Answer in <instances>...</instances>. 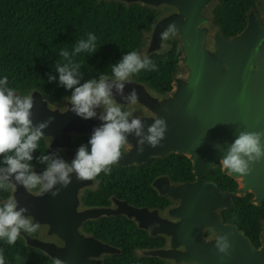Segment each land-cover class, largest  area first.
Instances as JSON below:
<instances>
[{"label": "water", "instance_id": "water-1", "mask_svg": "<svg viewBox=\"0 0 264 264\" xmlns=\"http://www.w3.org/2000/svg\"><path fill=\"white\" fill-rule=\"evenodd\" d=\"M102 1L121 2L126 6L135 3L156 11L160 3L174 6L176 11L167 16L158 15L152 29L143 32L145 45L140 53L149 57L162 54L170 48L168 43L161 50L164 40L159 34L164 28V19L171 17L180 38L172 36L170 41L178 42L181 49L179 69L181 67L184 73H178L179 70L176 72L172 89L164 94L135 81L133 76L130 78L125 93L134 88L139 101L147 105L156 117L166 119L168 130L160 146L153 148L145 144L142 154L136 151L137 138L129 135L131 146L123 151L116 165H141L150 158L171 153L182 154L191 160L195 180L176 183L168 176L156 178L152 187L158 195L168 196L173 202V207L162 212L134 207L116 196L109 198V206L87 207L82 201L86 192H82V188L90 183L77 180L75 174L71 184L61 188L55 197L51 193L36 196L18 185L15 192L12 189L11 197H17L18 206L28 208L31 218L40 224L39 233H43L39 238L21 231V236L27 245L39 249L55 261L60 259L65 264H106V257L120 254L121 250L86 232L84 224L101 217L122 215L135 222L139 229L149 231L152 236L157 233L168 237L172 245L180 244L184 249L168 251L165 250L167 245L163 248L137 249L136 256L139 258L164 259L167 256L196 264H264V222L261 245L257 249L244 231L235 224H225L219 213L233 206L235 196L252 194V203L261 205L264 201V161L255 164L247 176L228 175L222 168L224 174L236 181L234 192L223 191L215 181L205 179L212 169L221 166V156L240 131L264 130V26L258 11L249 10L245 28L231 37L223 35L213 22V14H210L213 18L212 29H215L216 52L212 55L205 47L206 29L201 28L203 22L208 20L203 11L209 0H97ZM218 2H215L214 7ZM149 40L151 45L145 47ZM148 92L154 96L146 100ZM17 94L20 95L18 91ZM27 95H33L35 100L32 109L34 124L49 116L54 117L50 126L44 129L43 139L50 151L62 149L61 153L69 162L77 152L75 138L91 136L94 128L103 123L98 118L83 119L67 110L71 108L67 96L59 101H51L37 89L30 90ZM116 99L118 103L123 101L118 95ZM143 121L146 131L153 120ZM210 164L214 166L210 167ZM34 170L38 173L43 171L40 168ZM97 187L98 181L96 187L90 190H96ZM175 200L177 205H174ZM167 217H171V220H167ZM181 218L183 222H179ZM154 224L158 227H152ZM204 226L213 231L211 239H203ZM225 233L229 234L231 248L230 254L221 259L223 254L218 253L215 243L217 237ZM48 236L55 237V241L59 239L60 244L45 240Z\"/></svg>", "mask_w": 264, "mask_h": 264}, {"label": "trees", "instance_id": "trees-1", "mask_svg": "<svg viewBox=\"0 0 264 264\" xmlns=\"http://www.w3.org/2000/svg\"><path fill=\"white\" fill-rule=\"evenodd\" d=\"M251 9L258 11L257 0H219L212 11L213 22L225 37L235 36L245 28ZM158 15L159 12L152 8L135 3L126 6L116 1L0 0V78L7 76L8 86L20 95L37 89L49 100L59 101L71 95V90L59 84L55 69L57 62L63 63L59 55L61 49L72 51L80 39L94 33L97 51L91 55L82 52L75 57L82 64L81 83L98 79L101 74L111 76L112 64L129 51L142 50L145 45L143 32L152 29ZM170 45L166 52L149 56L157 65L156 71L142 70L133 75L135 81L145 83L159 94L172 89L174 75L179 70L181 49L177 40L170 41ZM49 74L56 79L49 81ZM89 139L88 135L76 137V151L79 146L87 145ZM41 152H50L44 139L33 153L32 161L34 168L43 170L45 165L35 160ZM60 154L65 158L63 153ZM2 159L0 157V161ZM161 176H168L176 183L193 182L195 178L191 160L176 153L150 158L138 166L113 165L111 174L102 172L95 178L98 187L84 193L83 204L87 207L109 206V198L116 196L137 207L166 205L167 198L159 196L152 187V182ZM205 179L215 181L223 191L234 192L237 188L236 181L224 174L220 166L212 169ZM11 191V188L6 192L0 190V203L11 197ZM252 198V194L235 196L233 206L222 214L223 220L237 225L258 247L264 222V201L255 205ZM84 229L122 250L119 255L107 257L106 264H162L158 259L136 256L135 249L161 242L148 237L145 231L123 216L88 221ZM30 235L36 237L37 233ZM0 249L5 264H55V260L42 251L27 245L21 235L14 245L0 240ZM17 256L21 259L17 260Z\"/></svg>", "mask_w": 264, "mask_h": 264}, {"label": "clouds", "instance_id": "clouds-1", "mask_svg": "<svg viewBox=\"0 0 264 264\" xmlns=\"http://www.w3.org/2000/svg\"><path fill=\"white\" fill-rule=\"evenodd\" d=\"M178 29L175 22L170 23L161 33L162 40L175 36ZM98 49L97 36L88 33L86 39H80L72 51L60 50L63 63L57 62L55 69L59 74V84L71 90L68 102L70 109L83 119L98 118L103 123L95 127L87 145L77 149L73 159L66 160L60 153L62 149L41 152L35 157L37 163L45 165L42 172L34 170L33 153L39 148L45 137L44 129L53 122L54 117L34 124L32 109L35 104L33 95H19L15 88L9 87L7 76L0 78V190L8 191L18 185L36 196L51 193L57 196L61 188L68 187L73 174L77 180H94L102 172L111 174L123 151L129 145V135L137 138L136 151L142 154L145 144L157 147L165 139L168 124L165 118L156 117L147 126L142 118L135 116L138 93L133 88L125 93V86L131 82L134 74L142 70L156 71L157 65L139 51H129L115 64L111 65V77L101 74L98 79L84 80L82 64L75 60L80 53L94 54ZM56 76L49 74L48 80ZM119 96L129 105L127 108L118 103ZM90 145V149H89ZM50 147V145H49ZM264 161V130L240 131L235 140L229 144L219 163L228 175L247 176L253 171L255 164ZM214 166L210 164V167ZM59 185V187H57ZM19 201L10 197L0 203V240L14 245L23 232L32 234L39 227L33 222L26 206H18ZM158 227V225H152ZM229 234L219 235L215 248L223 254L221 259L229 255L231 243ZM21 258L17 256V260ZM0 264H5L3 250L0 249ZM55 264H65L56 259Z\"/></svg>", "mask_w": 264, "mask_h": 264}, {"label": "rangeland", "instance_id": "rangeland-1", "mask_svg": "<svg viewBox=\"0 0 264 264\" xmlns=\"http://www.w3.org/2000/svg\"><path fill=\"white\" fill-rule=\"evenodd\" d=\"M215 2H217V0H209L207 3H206V6H205V9H204V11H203V14L205 15V16H208L207 18H208V20H206V21H204L203 22V24H202V26H201V28L202 29H206L205 31H206V33H205V47L210 51V53L212 54V55H214L215 54V52H216V50H215V46H214V34H215V29H212V27H213V22H212V20H213V18H211V15L210 14H212V10H213V7H214V4H215ZM258 7H257V9H258V15H260V17H259V19H260V21H261V23L263 24V26H264V0H258ZM159 10H158V12H159V15L161 16H167L168 14H170V13H172V12H174V11H176V8L174 7V6H171V5H167L166 3H160L159 5H158V7H157ZM165 21H164V28L161 30V32H160V34H159V36L161 37V33L163 32V30L170 24V23H172V19H171V17H167V18H165L164 19ZM174 38H180V34L177 32L176 33V35L175 36H173ZM152 39V38H151ZM170 39L171 38H169L168 40H164V48H162L161 50H164L166 47H167V45H168V43L170 44ZM149 42H150V40L148 41V44L145 46V47H147L148 45L150 46L151 44H149ZM144 47V48H145ZM158 51V50H157ZM148 56V55H147ZM209 56V55H208ZM210 57V56H209ZM253 69L254 70H256L257 68L254 66L253 67ZM178 73H181V74H183L184 75V73H183V70H182V68L180 67V69H179V71H178ZM191 73H192V69H191ZM192 89V88H191ZM149 93V92H148ZM153 94V93H152ZM151 93H149V95H148V98L146 99V100H148V99H150V98H153V96L154 95H152ZM156 101H158V100H156ZM120 103H122V107H124V108H127L129 105H127V104H123V103H125V101H121ZM135 108H136V111L134 112V115L135 116H138V117H140V118H142L143 120L144 119H149V120H153L155 117H156V114L153 112V111H151L149 108H148V106L147 105H145L141 100L139 101V100H137V104L134 106ZM130 146L131 145H128L127 147H126V149L128 148H130ZM221 167V169H222V165L220 166ZM88 183H90L89 184V186H86V187H83L82 188V192H85V191H87V190H90V189H92V188H95L96 187V184H97V181H91V180H86ZM16 191V188H14V192ZM14 197V196H13ZM15 199H17V197L15 196L14 197ZM176 203V205L178 204V202H177V200H175L174 201V204ZM168 218V217H167ZM33 222H34V220H33ZM179 222H183V220H182V218L179 220ZM47 226V225H46ZM48 227V226H47ZM43 228V230H45V227H42ZM21 231H23V230H21ZM36 233H37V237H41L40 235H42L43 233H39V229L36 231ZM45 233H46V231H45ZM30 235V234H29ZM53 238L55 239V237H53V236H51V237H49L48 236V239H45V240H49V241H54V242H56L57 244H60L59 243V239H57L56 238V241L55 240H53ZM165 250H168V251H170V250H172V251H184V249H183V247L179 244V245H177V246H174V245H172V243H170V241L168 240V242H167V246H166V249ZM164 257H166V258H164L163 260H164V262L166 263V264H196L195 262H191V261H188V260H186V261H184V260H180L179 258L178 259H176V258H173V257H167V256H164Z\"/></svg>", "mask_w": 264, "mask_h": 264}, {"label": "flooded vegetation", "instance_id": "flooded-vegetation-1", "mask_svg": "<svg viewBox=\"0 0 264 264\" xmlns=\"http://www.w3.org/2000/svg\"><path fill=\"white\" fill-rule=\"evenodd\" d=\"M134 166H138V165H134ZM194 180H195V178H194ZM193 180V181H194ZM189 182H192V181H189ZM160 196V195H159ZM163 197H165V198H167V200H168V203L166 204V205H157V206H152V207H149V206H134V207H137V208H146V209H149V210H155L156 212H162V211H165L166 209H168L169 207H171L172 206V204H173V202L172 201H170L169 200V197L168 196H163ZM119 199V198H118ZM120 200H123V199H120ZM128 202V201H127ZM129 203V202H128ZM130 204V203H129ZM174 205H176V203L174 204ZM133 206V205H132ZM173 207V206H172ZM225 210H227V209H225ZM224 210H220L219 211V213H220V215L223 217V214H222V212H223ZM120 216H122V215H120ZM113 217H117V216H113ZM124 217V216H123ZM101 218H103V217H101ZM126 218V217H125ZM127 219V218H126ZM167 220H171V217H168L167 218ZM133 222V221H132ZM223 222L225 223V224H229V225H231V224H233V223H231V222H228V221H225V220H223ZM135 223V222H134ZM175 223V222H174ZM136 224V223H135ZM137 226V225H136ZM138 228V227H137ZM139 229V228H138ZM240 229V228H239ZM85 230V229H84ZM141 230V229H140ZM241 230V229H240ZM86 231V230H85ZM143 231H145L146 233H147V235H148V237H150V238H152L154 241H158V242H161L160 244H155V245H152V246H148V247H141V248H137V249H154V248H163V247H165L166 245H167V242H168V240H169V238L168 237H165V236H162V235H158L157 233H156V235L155 236H152L151 234H150V232L149 231H147V230H143ZM243 231V230H242ZM86 232H88V231H86ZM90 233V232H89ZM165 233V232H164ZM212 233H213V231L211 230V228H209L208 226H204V228L202 229V236H203V239L204 240H207V239H211V236H212ZM246 234V233H245ZM261 235H262V229H261ZM247 236V235H246ZM248 237V236H247ZM249 238V237H248ZM249 240H250V242L252 243V241H251V239L249 238ZM261 241H262V238H260V245H261ZM260 245L258 246V247H256V246H254V244L252 243V246L254 247V248H259L260 247ZM119 249V248H118ZM137 249H135V253H136V250ZM121 253H122V250H121ZM120 253V254H121ZM115 255H119V254H115ZM114 256V255H113ZM108 257H111V256H108ZM107 258V257H106ZM139 258V257H138ZM143 258H145V257H143ZM148 258H151V259H158L159 261H161L162 262V264H166L165 262H164V260L163 259H160V258H157V257H148ZM106 260V259H105Z\"/></svg>", "mask_w": 264, "mask_h": 264}]
</instances>
